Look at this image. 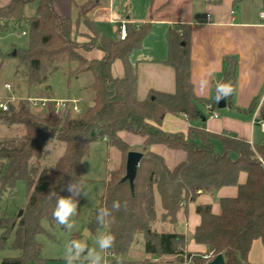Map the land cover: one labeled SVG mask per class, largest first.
<instances>
[{
    "label": "trees",
    "instance_id": "16d2710c",
    "mask_svg": "<svg viewBox=\"0 0 264 264\" xmlns=\"http://www.w3.org/2000/svg\"><path fill=\"white\" fill-rule=\"evenodd\" d=\"M243 1L234 0L235 7ZM35 2H38L36 16L27 18L25 9ZM88 4L78 6L77 20L58 15L53 0H11L8 5L0 6L2 32L11 25L28 26L29 49L16 52V56L18 67L26 69L24 78L30 87L47 83L49 75L65 65L69 70L76 67L74 76L85 72L94 75L93 105L80 117L67 113L57 115L50 104L48 116L44 118L33 113L28 101H21L8 112L0 111V126L5 129L0 134V199L3 194L12 193L20 181L27 186L28 199L22 216L0 218L3 231L0 250L13 235L11 248L20 253L16 258L0 260V264H44L43 246L38 239L46 233L45 222L56 223L52 217L56 200H50L47 194L54 190L59 196H69L67 185L73 178L82 182L83 189L92 182L82 177L84 160L92 144L106 141L109 149H117L127 156L131 147L121 139V133L144 140L140 151L143 158L133 186L123 181L124 170L109 172L104 192L89 220L91 233L103 230L116 236L106 258H125L137 236L143 235L149 256L173 257L178 264H208L219 255L224 257L225 264H251L248 257L253 243L264 242V144H252L230 133H210L195 125L186 134L169 133L162 127L168 114L185 116L193 124L209 119L215 111L214 104L197 98L194 93L191 25H174L169 33L167 64L176 72V92L151 91L146 100L140 101L138 74L131 64V56L149 35L150 25L138 28L130 25L128 39L119 42L104 36L89 19L93 5L84 12ZM94 51L100 56H86ZM228 64L222 82L232 84L231 98L236 87L237 63L229 59ZM116 66L119 67L117 75ZM257 100H253L246 113L255 112ZM209 105L212 109H208ZM258 113V120L264 122V106ZM50 142L63 144L65 148L48 168L44 160ZM153 145L182 151L186 153V161L170 169L162 156L151 151ZM242 174L247 175L244 184L240 183ZM224 187H237L238 194L220 200L219 215L213 213L210 205L196 208L201 222L195 229L194 240L208 247L207 254H212L210 260L189 253L185 235L154 230L158 222L176 224L183 206L195 202L200 194ZM157 194L162 207L160 217ZM82 198L83 194L78 198V210ZM116 200L122 205L127 202V207L113 211L114 221L101 227L95 221L98 210L102 207L111 210Z\"/></svg>",
    "mask_w": 264,
    "mask_h": 264
},
{
    "label": "crops",
    "instance_id": "0c3cea01",
    "mask_svg": "<svg viewBox=\"0 0 264 264\" xmlns=\"http://www.w3.org/2000/svg\"><path fill=\"white\" fill-rule=\"evenodd\" d=\"M73 1L67 0V4L69 2L71 6ZM90 1L92 0L83 4L76 3L78 14L80 12L78 6ZM215 1L199 0L200 7L196 12L191 7H188L184 13H182L183 8L178 9L177 15L179 17L167 15L161 10L165 6V2H159V7L156 10L160 12L154 13V15L152 12L153 4H146V10H148L146 18L137 19L134 5L128 0H101L91 11L98 7H105V11H103L105 16L95 20L89 11L88 17L106 37L107 35L102 32L101 22L116 26L109 21L110 15H117L130 20L132 26L138 23L150 25L149 35L143 41L140 49L131 56V64L138 74L137 96L140 101L146 100L151 91L166 94L176 92V72L172 66L167 64L169 33L174 25H191V81L194 93L197 98L205 100L211 105L214 104L215 111L209 119H206V122L200 120L193 124L185 116L168 114L163 121V129L169 133L186 134L191 125H195L204 127L210 133H230L241 140L261 145L255 142V118L250 120L252 115L258 119L257 114L255 112L248 114L245 111L250 108L253 100L259 98L264 92V20L260 18L264 4L261 1L258 12L247 14L241 6L242 3L235 7L234 0H223L221 3H215ZM10 2L11 0H0V6H6ZM53 4L58 15L68 17V13L63 11L62 3L59 0H53ZM232 11L236 12L233 16L231 15ZM207 15L211 16V22H207ZM108 37L118 40L117 26L114 29V35ZM151 37H153L154 44H150L149 47L146 43ZM147 52L149 53L147 54ZM229 59L235 60L237 63L236 87L234 95L227 99V107L219 109L218 103L215 102L216 84L223 81L229 67ZM205 78L210 83L208 89L202 92L199 85L200 81ZM203 111L206 113V109ZM120 137L130 145L131 151L140 152L142 150L144 144L142 138L129 133H121ZM103 142L106 143V141ZM95 144H92L90 149ZM151 151L162 156L170 169H174L185 162L187 157L186 153L171 150L163 145H153ZM121 158L120 153L118 159ZM108 173L109 171L107 175ZM246 180L247 175L242 174L240 183L244 184ZM237 194V187H224L216 192H204L195 202L183 206L176 224L189 229V232L187 230V235L185 231L181 230L176 233L185 235L187 239L188 235L190 236L191 240L187 245L189 253L205 255L208 252L207 246L198 245L194 240L195 229L201 222V217L197 215L196 208L201 205H210L213 213L219 215L221 213L220 200L234 198ZM156 201L157 212L160 217L162 207L158 194ZM169 258L170 260L174 259L173 257ZM248 258L251 264H264V242L262 240L253 243Z\"/></svg>",
    "mask_w": 264,
    "mask_h": 264
},
{
    "label": "rangeland",
    "instance_id": "374dc122",
    "mask_svg": "<svg viewBox=\"0 0 264 264\" xmlns=\"http://www.w3.org/2000/svg\"><path fill=\"white\" fill-rule=\"evenodd\" d=\"M62 3L64 12L68 13V17L72 20L79 18L78 11L76 9L77 4H83L88 0H74L72 5L67 4V0H59ZM101 0H92L88 6L84 9V12L88 11V8L96 4ZM262 0H245L241 6L246 10L247 14H254L258 12L259 5ZM129 3H133L134 12L137 19L146 18L148 10H146V4H153L152 12L159 13L156 10L159 7V2H165V6L162 7V11L167 15H177V10L183 8L182 13L188 8L196 10L200 7L199 0H128ZM152 2V3H151ZM163 4V3H162ZM38 2L28 5L25 9V16L27 18L36 16V9ZM105 7H98L91 11V17L95 20H99L101 16H105ZM70 12V13H69ZM238 12V11H237ZM182 15V14H181ZM100 24V23H99ZM143 25V23L134 24V27ZM102 32L105 35L113 36L116 26L110 23L101 22ZM158 31V30H157ZM26 33L25 35L23 33ZM156 32V30H155ZM161 33V32H160ZM163 33V32H162ZM147 46L153 43V37L147 40ZM30 46V37L28 34V26L23 25H11L6 32H2L0 28V89L3 85L10 84L13 86V91L16 94L26 97L34 98H48L55 100H67L77 99L81 108V114L72 115V117L82 116L93 105L94 92L91 88L94 82V75L90 72H85L80 75L74 76V69L69 70L65 65L58 71L49 75L47 83L42 85L29 86L28 81L24 78L25 67H18L19 60L15 52L28 50ZM150 47V46H149ZM148 47V48H149ZM149 52H147L148 54ZM89 58L99 57L100 54L97 51L87 54ZM19 71L16 74V71ZM119 67L116 66L115 75L119 72ZM264 106V92L259 96L257 100V108ZM33 113L46 118L48 116V110L33 109ZM255 118V142L258 144L264 143V133L261 132L260 123L256 117L251 116L250 120ZM5 129L0 126V134H4ZM65 146L56 142H50L46 147V157L44 165L50 168L53 163L63 154ZM120 152L117 149H109L107 144L102 142L96 143L91 149L89 156L84 160V167L82 170V177L92 182L88 183L84 187L81 207L78 210V215L74 217L75 227L71 232L64 230L59 224L45 222L43 224L46 233L39 237V242L42 244V258L44 264H65L63 257L65 245L67 242L74 238L88 237L87 243L89 247H96V238L99 234L103 233V230H99L96 233H91L88 229L89 220L94 209L97 207L99 198L102 196L105 188V181L108 178L107 172H115L117 170H124L126 173V161L127 156L121 154L122 158L118 159ZM117 157V158H116ZM109 174V173H108ZM27 186L25 182L20 181L17 183L12 193L3 194L0 199V218L6 216L14 217L19 215L27 207ZM157 206V205H156ZM158 211V207H157ZM89 231V233L87 232ZM154 230L158 233H176L179 230H187L180 224H162L156 223ZM3 237V231L0 230V240ZM11 235L4 249L0 250V260L4 258H16L20 255L18 251L11 248L13 240ZM190 236L188 235V243H190ZM154 259H158L154 262ZM108 264H117L118 261H122V264H178L175 259L170 260L169 257L159 258L157 256H149L146 253V242L143 235H138L135 242L125 258H107ZM37 264V263H30Z\"/></svg>",
    "mask_w": 264,
    "mask_h": 264
},
{
    "label": "clouds",
    "instance_id": "9594fccd",
    "mask_svg": "<svg viewBox=\"0 0 264 264\" xmlns=\"http://www.w3.org/2000/svg\"><path fill=\"white\" fill-rule=\"evenodd\" d=\"M264 15V14H262ZM210 81L208 79H202L200 81V89L202 92L208 89ZM233 93V86L230 82H221L216 84V102L218 103L221 99H228ZM259 113H257L258 115ZM67 191L70 193L69 196H59L53 190L49 192L48 198L51 200L55 198L56 203L52 211V217L63 227L66 231L71 232L75 227V220L73 219L78 215V204L79 197L84 192L82 182L79 179L73 178L67 185ZM127 207V202L122 205L121 201H113L112 209L109 210L107 207H102L98 210L95 221L101 227L108 225L114 221L112 216L113 211H120L121 208ZM88 237L74 238L67 242L63 254L65 264H108L106 253L111 249L115 242L116 236L111 231H105L99 234L96 238V247H89L87 243ZM117 264H122V261H118Z\"/></svg>",
    "mask_w": 264,
    "mask_h": 264
},
{
    "label": "built area",
    "instance_id": "2783aa9c",
    "mask_svg": "<svg viewBox=\"0 0 264 264\" xmlns=\"http://www.w3.org/2000/svg\"><path fill=\"white\" fill-rule=\"evenodd\" d=\"M235 11L231 12V15H235ZM264 10L260 14V18L264 20ZM207 22H211V16L207 15L206 17ZM109 21L117 26L118 32V41H126L129 36V26L131 25V21L125 18L119 17L117 15H110ZM138 28V27H137ZM26 34L25 32L23 33ZM21 101H28L31 107L34 109H42V110H49V105L52 104L54 111L57 115H61L63 113H67L72 115H79L81 114V108L79 106V101L77 99H67V100H51L48 98H34V97H26L23 95L16 94L13 91V86L10 84H5L0 89V111L1 112H8L10 111L11 107H18ZM261 107V106H260ZM260 107L257 109L256 114L258 113ZM208 109H212V106L209 105ZM215 117H217L215 115ZM261 131L264 132V122L259 121ZM264 164V162L262 161ZM205 260H210L212 258V254H205L203 255ZM158 259H154V262H157Z\"/></svg>",
    "mask_w": 264,
    "mask_h": 264
},
{
    "label": "water",
    "instance_id": "95a60500",
    "mask_svg": "<svg viewBox=\"0 0 264 264\" xmlns=\"http://www.w3.org/2000/svg\"><path fill=\"white\" fill-rule=\"evenodd\" d=\"M16 55V52L14 53ZM227 107V99H221L218 102V108L219 109H225ZM203 122H206V119H202ZM143 154L141 152L137 151H131L127 155V161H126V175L123 179V181H128L132 186L135 181V178L137 176V171L139 168V165L142 161ZM23 211L19 213V217L22 216ZM89 233V231L87 230ZM191 257L188 258L190 260ZM208 264H225L224 257L222 255L217 256L213 261L209 262Z\"/></svg>",
    "mask_w": 264,
    "mask_h": 264
}]
</instances>
